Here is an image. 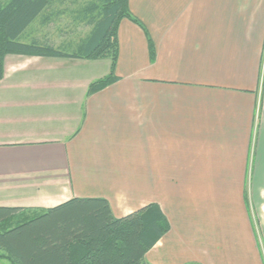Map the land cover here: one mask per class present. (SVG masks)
Here are the masks:
<instances>
[{
	"label": "crops",
	"instance_id": "obj_1",
	"mask_svg": "<svg viewBox=\"0 0 264 264\" xmlns=\"http://www.w3.org/2000/svg\"><path fill=\"white\" fill-rule=\"evenodd\" d=\"M128 8L140 23H119L118 79L89 95L108 58L5 55L0 206L101 196L121 216L156 202L170 229L149 263L223 264L237 215L250 230L252 206L264 226V0Z\"/></svg>",
	"mask_w": 264,
	"mask_h": 264
},
{
	"label": "trees",
	"instance_id": "obj_2",
	"mask_svg": "<svg viewBox=\"0 0 264 264\" xmlns=\"http://www.w3.org/2000/svg\"><path fill=\"white\" fill-rule=\"evenodd\" d=\"M65 13L85 23L87 32L58 45L27 35L35 21L48 23ZM123 18L140 23L130 12L128 0H0V79L8 53L108 58L109 72L87 87V95L94 93L118 79L117 30ZM148 48L152 59L154 46L149 37ZM169 229L170 223L156 202L121 216L114 215L108 200L101 196L73 197L39 210L0 206V261L153 264L145 260L146 253Z\"/></svg>",
	"mask_w": 264,
	"mask_h": 264
},
{
	"label": "rangeland",
	"instance_id": "obj_3",
	"mask_svg": "<svg viewBox=\"0 0 264 264\" xmlns=\"http://www.w3.org/2000/svg\"><path fill=\"white\" fill-rule=\"evenodd\" d=\"M87 30L88 26L85 23L79 22L74 19L71 14L69 15L65 13L63 15L54 17L48 23H41L39 21H35L30 25L28 30L29 33L27 35L31 34L37 36L39 39H45L55 45H58L68 40H76L78 37L86 33ZM180 204L181 209H183V212H185L186 214H194L197 212L194 208H191V211L188 213V211L186 210V204L184 202H181ZM192 205H194V203H187V206ZM183 212L181 211L180 213ZM198 214L202 215L203 212L199 211L198 213H196V215ZM255 214L256 212L251 206L248 209V215L252 225L250 230L245 228V226L240 220L239 215L236 216V225L235 227L231 226V232L229 235H227L231 248L221 249V251L219 252V256L223 264H234V260L235 264H241L242 259H246L248 264H264V226L262 224L260 225V221L258 220V218L256 219ZM189 217L192 218L194 221L197 220L202 222L210 220L203 219L200 217ZM171 220L174 225V228L179 230L178 227H181L180 220L178 221V223H176V220H173L172 217ZM215 220L220 221L223 220V218H216ZM181 231H183L182 228ZM145 260L147 262L149 261L148 254H146ZM0 262H2V264H8L6 261Z\"/></svg>",
	"mask_w": 264,
	"mask_h": 264
}]
</instances>
